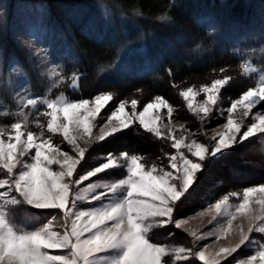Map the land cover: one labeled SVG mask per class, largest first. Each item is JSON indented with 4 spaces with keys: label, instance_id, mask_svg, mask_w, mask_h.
<instances>
[{
    "label": "snow or ice",
    "instance_id": "6c2138e0",
    "mask_svg": "<svg viewBox=\"0 0 264 264\" xmlns=\"http://www.w3.org/2000/svg\"><path fill=\"white\" fill-rule=\"evenodd\" d=\"M255 72L250 62L243 64L245 75ZM261 72L255 85L230 99L226 108L221 107L222 90L233 80L226 68L219 69L221 78L180 91L202 126L226 120L211 134L207 128L196 133L184 125L177 128L172 124L175 109L162 95L138 110L137 99L109 107L114 100L109 91L78 99L63 92L54 98L33 96L27 86L15 91L17 110L0 112L15 117V122L0 125V264H169L171 255L201 264H264V239L254 235L264 234V183L210 203L206 212L216 226L190 231L191 247L170 248L154 239V229H181L189 223L180 218L183 204L214 160L264 135ZM51 76L52 87L65 82L55 67ZM79 79V74L71 75L72 89H78ZM201 94L204 98L194 103ZM40 105L43 111L30 120V110ZM161 109L166 110L164 116ZM132 127L170 144L162 162L158 157L149 163L144 155L129 151L90 156L93 145ZM198 133L205 141L195 138ZM90 158L98 162L89 166ZM120 169L122 177L113 182L99 179ZM25 206L47 210V222L26 227L19 219ZM209 239L217 245L211 251L210 244L201 243ZM244 247L253 251L241 258L238 253Z\"/></svg>",
    "mask_w": 264,
    "mask_h": 264
},
{
    "label": "trees",
    "instance_id": "16d2710c",
    "mask_svg": "<svg viewBox=\"0 0 264 264\" xmlns=\"http://www.w3.org/2000/svg\"><path fill=\"white\" fill-rule=\"evenodd\" d=\"M97 5L108 6L115 15L132 20L128 35L123 31L114 32L113 28L103 39L93 34L89 22L94 20L100 24L102 18ZM200 12L213 13L220 23L232 20L249 24L255 20L264 25V0H0V112L17 110L13 94L19 90H16L18 83L19 88L27 86L33 96L54 97L63 92L69 98L78 99L112 91L114 104H118L138 91L149 99L156 95L173 99L178 91L173 84L220 75V68H226V74L233 77L226 97L234 99L254 86L262 74L264 46L256 47L248 60L257 72L245 75L243 64L247 61L211 44L208 32L196 21ZM138 33L156 39L150 46L148 68L129 74L123 84L101 85L100 72L123 64L122 47L136 42ZM29 42L48 50L47 60L58 67L65 77L64 83L52 87L53 79L40 72L39 61L28 48ZM162 42L166 48H161ZM14 68H19L20 72H14ZM73 73L80 76L75 90L70 87ZM0 120L12 123L15 117L0 116ZM99 146L104 154L129 151L151 158L162 157L163 150L162 141L146 132H138L135 127ZM219 179L220 182L210 184L206 180L198 182L192 197L186 199L192 200V207L186 206L185 200L181 216L196 211L201 201L212 193L211 198L219 199L234 188L242 187L238 181L245 182L235 173L221 174ZM169 231L185 235L169 225L167 229L154 230L155 241H181L178 236L169 237ZM197 261L183 260L175 264H196Z\"/></svg>",
    "mask_w": 264,
    "mask_h": 264
},
{
    "label": "rangeland",
    "instance_id": "374dc122",
    "mask_svg": "<svg viewBox=\"0 0 264 264\" xmlns=\"http://www.w3.org/2000/svg\"><path fill=\"white\" fill-rule=\"evenodd\" d=\"M179 2H184V0H178ZM97 8L101 10V20L100 24L94 20L89 22V29L99 39H103L107 37V34L110 33L109 29L114 30V32L120 33L123 31L125 35H128V28L133 25L132 20L122 15H115L114 10L104 5H97ZM197 23L202 26L209 34L210 41L213 46H215L219 50H229L237 55H239L243 60H249L253 51H255L256 47L264 46V25L259 23L258 21H253L249 24H240L238 22L229 20L226 23H220L211 12H200L196 15ZM215 29V31H212ZM152 36V35H151ZM155 37L147 38L146 36L138 33V39L136 42L132 41L131 43L125 44L123 49V64H119L116 67L110 68L108 70L101 71L100 83L101 85L105 84H123L128 75L132 73H141L145 71L149 66V50L150 46L154 45ZM28 48L34 53V56L39 61L40 72L49 76L51 79V70L55 67L56 71L60 73L57 66L52 65L48 60V50L38 47L32 42L27 43ZM161 48H166L164 43H161ZM43 49L44 51L38 52V50ZM21 78V77H20ZM215 78H221L220 75L213 74L209 77L199 78L197 80L189 79L183 82L181 85H177V94L173 99H169L165 97L169 101L171 105H173L175 111L172 118V124H174L177 128L180 125H184L185 127H189L192 129V133H196L197 129L207 128L209 129V134H211L212 130H221L218 128V125H222L226 123L224 118L213 119L210 123H206L205 125H201L199 119L191 113L186 105V101L180 96V91L187 87L195 86L199 88L203 84H209ZM22 80V79H21ZM52 81V80H51ZM231 82V81H230ZM20 84V83H18ZM18 84L16 85V90L20 89ZM230 84V83H229ZM230 85L226 86L225 89L222 90V98L223 104L221 107L226 108L229 105L227 103L230 100L227 99V88ZM112 92V91H109ZM113 96H115L114 92ZM55 97V96H54ZM53 97V98H54ZM153 96L152 98H154ZM152 98H145L143 95L141 96V92L138 91L126 99L129 101L131 99H137L138 110H142V105L149 102ZM204 98L203 94L196 98L194 103L202 100ZM238 98V97H236ZM114 105V100L110 102L109 107ZM128 109H126L127 111ZM28 111V110H26ZM31 115L29 117L30 120H35L40 111H43V105L38 106L37 109H31ZM108 108H105L103 112H107ZM255 111V110H254ZM161 115L164 116L166 114V110H160ZM41 121H44L43 117H40ZM15 122V120L13 121ZM10 124L0 120V125ZM159 126L163 127V124ZM33 130H36L35 124L32 125ZM138 132H145L142 128L135 127ZM147 133V132H146ZM192 133H189L191 135ZM149 134V133H148ZM152 135V134H151ZM177 135H180L177 132ZM154 136V135H152ZM155 137V136H154ZM156 138V137H155ZM198 140L205 141V137L202 134H197L196 137ZM157 139V138H156ZM159 140V139H157ZM162 141L163 150L161 160L157 162H162L163 160V152H167L170 149V144L166 141ZM102 143V142H100ZM93 145L90 150L91 157H100L104 153L101 152L99 144ZM67 150V149H65ZM122 152V151H121ZM120 153V152H113ZM131 153V152H130ZM147 161L151 163L154 160H157V157L151 158L146 157ZM97 159H89V166L96 164ZM225 168L224 170H222ZM228 172V173H227ZM237 175L240 179L245 180V182H237L238 184H242V187L234 188V191H242L243 188L248 186L257 185L259 183H264V135H259L257 137H253L250 141L245 142L242 145L237 146L234 150H230L226 155L221 157L218 160H214L213 163L208 167L207 171L203 173L199 182L201 180H206L207 184L212 183L213 181L220 182L219 176L221 174H233ZM123 170H110L106 175H102L99 179L105 182H113L116 179L122 177ZM217 176V177H216ZM232 177V176H231ZM232 179V178H231ZM252 179L251 181H248ZM231 182H235L232 180ZM246 184V185H244ZM195 189V188H194ZM233 191V190H232ZM230 191V192H232ZM194 190H191V194L189 196L192 197ZM229 193V192H228ZM213 194V193H212ZM211 195L207 197L205 201H201V207L198 208L191 214L181 216L180 218L187 219L189 223L185 225L180 230L185 233L183 236H179L178 232L175 236H178L181 241H176L174 239H170L165 241L170 248H176L180 246L191 247L192 246V237L190 236V231L195 230L198 232H205L211 230L215 225V222L212 224L209 223L211 219V214L206 212L208 205L210 203H214L217 199L211 198ZM188 196V197H189ZM222 198V197H221ZM220 199V198H219ZM187 201V200H186ZM192 201V200H191ZM187 201L186 206H191L192 202ZM233 203L237 202L235 198H232ZM86 203V202H85ZM83 206V205H82ZM185 206V205H184ZM185 206V207H186ZM192 207V206H191ZM201 213H204L201 215ZM49 217V212L43 209H33L28 206H25L21 211V215L19 219L25 224L28 228H34L38 226L39 223H46ZM59 219V218H58ZM154 230H162V229H154ZM179 230V229H178ZM257 239H264V234L256 233L254 234ZM203 243H208L211 245L210 251L217 247L216 244L212 243V240L209 239L207 241H202ZM253 251L250 247H244L240 250L238 255L243 258ZM169 264H175L177 261L174 255H171L169 258ZM191 260V259H190ZM183 261V260H182ZM196 264H201L200 261H197Z\"/></svg>",
    "mask_w": 264,
    "mask_h": 264
}]
</instances>
